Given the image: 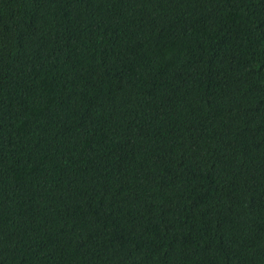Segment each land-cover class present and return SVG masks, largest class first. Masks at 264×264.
I'll use <instances>...</instances> for the list:
<instances>
[{
    "label": "trees",
    "instance_id": "obj_1",
    "mask_svg": "<svg viewBox=\"0 0 264 264\" xmlns=\"http://www.w3.org/2000/svg\"><path fill=\"white\" fill-rule=\"evenodd\" d=\"M0 264H264V0H0Z\"/></svg>",
    "mask_w": 264,
    "mask_h": 264
}]
</instances>
